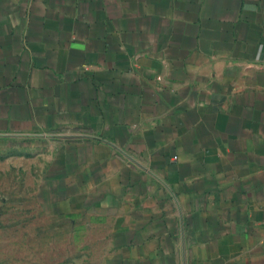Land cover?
I'll return each instance as SVG.
<instances>
[{
    "label": "crops",
    "instance_id": "1",
    "mask_svg": "<svg viewBox=\"0 0 264 264\" xmlns=\"http://www.w3.org/2000/svg\"><path fill=\"white\" fill-rule=\"evenodd\" d=\"M0 135L89 264H264V0H0Z\"/></svg>",
    "mask_w": 264,
    "mask_h": 264
},
{
    "label": "rangeland",
    "instance_id": "2",
    "mask_svg": "<svg viewBox=\"0 0 264 264\" xmlns=\"http://www.w3.org/2000/svg\"><path fill=\"white\" fill-rule=\"evenodd\" d=\"M48 150L44 141H0V264H89L95 257L91 224L46 211L39 188Z\"/></svg>",
    "mask_w": 264,
    "mask_h": 264
},
{
    "label": "water",
    "instance_id": "3",
    "mask_svg": "<svg viewBox=\"0 0 264 264\" xmlns=\"http://www.w3.org/2000/svg\"><path fill=\"white\" fill-rule=\"evenodd\" d=\"M0 137H7V136H5V135L2 136V135H0Z\"/></svg>",
    "mask_w": 264,
    "mask_h": 264
}]
</instances>
